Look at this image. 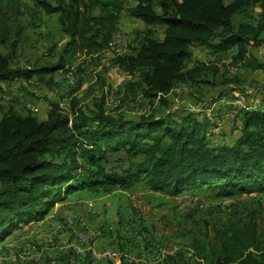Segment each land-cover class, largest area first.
Masks as SVG:
<instances>
[{"label": "trees", "instance_id": "obj_1", "mask_svg": "<svg viewBox=\"0 0 264 264\" xmlns=\"http://www.w3.org/2000/svg\"><path fill=\"white\" fill-rule=\"evenodd\" d=\"M31 1L28 28L37 27L40 14L57 15L68 42L55 64L15 66L24 30L10 25L12 15H23L21 0H0V83L22 81L52 90L55 75L67 65L65 55L92 57L113 47L122 15L140 21L143 29L134 32L112 65L136 79L127 83L128 91L141 93L151 105L158 99L167 106L177 86H196L216 73L213 64L187 68L197 48L264 73L251 51L264 45V0ZM258 6L260 18L253 21L249 13ZM237 94L254 102L244 92L226 93L214 102ZM225 109L238 135L229 143L211 144L207 137L218 127L216 116L152 110L126 119L107 114L101 104L83 108L73 97L67 112L52 101L39 120L31 113L20 115L12 105L5 108L0 98V246L22 225L42 222L55 204L79 192L110 194L140 184L170 196L201 190L216 198L264 194V105ZM209 231L211 238L200 234L192 240L196 264H264V229L255 213ZM119 264L127 263L122 258Z\"/></svg>", "mask_w": 264, "mask_h": 264}, {"label": "rangeland", "instance_id": "obj_2", "mask_svg": "<svg viewBox=\"0 0 264 264\" xmlns=\"http://www.w3.org/2000/svg\"><path fill=\"white\" fill-rule=\"evenodd\" d=\"M31 9V0H21L23 15H12V29L22 26L24 30L18 37L13 64L21 68L55 64L68 37L61 31L57 15L40 14L37 27L28 28ZM260 12L259 6L254 7L249 18L258 20ZM240 20L235 18V24ZM141 24L122 15L119 34L111 49L92 57L65 55L67 65L55 75L57 82L52 90L42 88L44 84L24 86L22 81L0 83L2 105L5 108L12 105L20 115L31 113L39 120L45 119L52 101L59 102L60 108L67 112L73 97L83 108L93 109L95 104H101L107 114L126 119H137L140 112L148 114L152 110L177 117L194 112L216 116L213 121L218 127L213 136L207 137L211 144L229 143L238 135V125H232L233 118L227 109L221 110L223 100L214 101L226 93L244 92L252 97L255 108H260L264 105V73L232 66L229 55H212L197 48L187 68L213 64L218 69L216 73H208L196 86H177L169 95L167 106L158 99L151 105L141 93L128 91L127 83L136 79L112 65L115 56L124 54L134 32L143 29ZM251 51L264 64V45L253 46ZM238 102L248 99L238 94ZM252 212L263 230L264 194L216 198L212 192L201 190L170 196L151 192L140 184L110 194L79 192L55 204L39 225H22L12 232L0 247V264H107L109 260L118 264V257L106 252H117L127 264H196L191 251L193 239L200 234L211 238V227L245 219ZM67 218L75 224L70 230L63 224ZM85 232L92 236L80 247L83 253L77 255L71 246L78 247L76 234Z\"/></svg>", "mask_w": 264, "mask_h": 264}, {"label": "built area", "instance_id": "obj_3", "mask_svg": "<svg viewBox=\"0 0 264 264\" xmlns=\"http://www.w3.org/2000/svg\"><path fill=\"white\" fill-rule=\"evenodd\" d=\"M118 42H119V40H118ZM220 100H223V107H222L223 109L224 108H228V107L229 108L230 107L231 108L247 107L248 105H251V103H252L250 100H248V102H238V94L235 95L234 97H232V100H224L223 98L220 99ZM229 114H230L231 118H233L231 113H229ZM65 221H66L65 222L66 223V227L68 229H71L73 227V225H74V221L71 218H67ZM91 236L92 235L89 234L88 232L77 233L75 239L78 242V247L71 246V247H73L72 249H74V251L77 254H82L84 250L81 249L80 247L84 246V242H89V239H90ZM89 250L90 249H87L86 251H89ZM92 254H94V252H92ZM105 254H111L113 256L118 257V264L120 263L121 258H120V255H117V252H106ZM94 257H96V256H94Z\"/></svg>", "mask_w": 264, "mask_h": 264}, {"label": "crops", "instance_id": "obj_4", "mask_svg": "<svg viewBox=\"0 0 264 264\" xmlns=\"http://www.w3.org/2000/svg\"><path fill=\"white\" fill-rule=\"evenodd\" d=\"M132 20H134V21H136V22H139V23L141 24V22L138 21V20H135V19H132ZM141 26H143V25L141 24ZM30 225H39V224H38V223H34V224H30ZM3 245H4V242L1 244L0 247H3ZM81 258H82V257H81Z\"/></svg>", "mask_w": 264, "mask_h": 264}, {"label": "bare ground", "instance_id": "obj_5", "mask_svg": "<svg viewBox=\"0 0 264 264\" xmlns=\"http://www.w3.org/2000/svg\"><path fill=\"white\" fill-rule=\"evenodd\" d=\"M118 42V41H117ZM113 256V255H112ZM114 258H117L116 256H113ZM116 260V259H115Z\"/></svg>", "mask_w": 264, "mask_h": 264}]
</instances>
